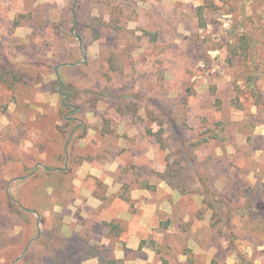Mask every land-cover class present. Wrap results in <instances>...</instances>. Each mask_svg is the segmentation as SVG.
I'll use <instances>...</instances> for the list:
<instances>
[{
    "label": "rangeland",
    "instance_id": "rangeland-1",
    "mask_svg": "<svg viewBox=\"0 0 264 264\" xmlns=\"http://www.w3.org/2000/svg\"><path fill=\"white\" fill-rule=\"evenodd\" d=\"M110 258L264 264V0H0V264Z\"/></svg>",
    "mask_w": 264,
    "mask_h": 264
},
{
    "label": "trees",
    "instance_id": "trees-1",
    "mask_svg": "<svg viewBox=\"0 0 264 264\" xmlns=\"http://www.w3.org/2000/svg\"><path fill=\"white\" fill-rule=\"evenodd\" d=\"M196 16H197V20H198L199 25L201 27L204 26L205 25V18H204V13H203V7L202 6H199L197 8ZM198 141H199L198 143H202L201 141H207V138H204V139H201V140L199 139ZM160 175H161V178L163 180H165L170 186L176 187L175 182H174L175 173L173 172L172 167L170 168V166H167L165 171L163 173H160ZM201 182H202V184L204 183L202 178H201ZM204 193L207 194V192H204ZM6 200H7L6 201V206H7L8 212L14 213V215H16L18 217H21V212L24 209L23 208L24 204L23 205L20 204L16 199L14 200L7 193H6ZM28 207L29 206H26L27 209H29ZM107 226L109 227V231L110 232H114L116 230V228H117L116 225L114 223H112V222H107ZM66 240H67V242H70L71 239L69 237V238L64 239V241H63V238L56 237L55 241H54L55 243H52V244L48 245V247H51L53 249H59L58 247H62L61 253L63 254V259H65V260L68 259L71 254H73L72 250L69 251L66 248H63L64 246H69L67 244ZM36 242H38V240H36ZM91 256H98V253H97L96 249L93 250V253H91ZM119 261H120L119 259L110 258V259L105 261V264H119ZM59 263H60V261L57 260L55 264H59ZM189 264H194V262L192 260H189Z\"/></svg>",
    "mask_w": 264,
    "mask_h": 264
},
{
    "label": "water",
    "instance_id": "water-1",
    "mask_svg": "<svg viewBox=\"0 0 264 264\" xmlns=\"http://www.w3.org/2000/svg\"><path fill=\"white\" fill-rule=\"evenodd\" d=\"M74 3H75V0H74ZM75 24H76V23H75ZM77 39H78V41H80V38H79V37H78ZM77 63H79V62H77ZM65 65H74V63H60V64H58V65H56V66L54 67V71H55L56 77H57L58 82H59L58 93L64 95V98H63L64 100L68 97V94L62 92L63 83L61 82V79H60V77H59V75H58V73H57V69H58L59 67H61V66H65ZM76 110H77V108H73L72 111L75 112ZM66 145H67V142H66V144H65V147H66ZM43 168H44L45 170H47V171H56V170L59 169V168H51V167H48V166H43ZM64 168H65V166H64ZM64 168H63V169H64ZM36 170H37V167L33 170L32 174H33ZM25 177H26V176H23V177H17V178H15L14 180L21 179V178H25ZM28 211H29V210H28ZM38 234H39V232H38ZM26 249H27V247L25 248V250H26ZM19 259H20V256L17 257V258L14 260L13 263H15L16 261H18Z\"/></svg>",
    "mask_w": 264,
    "mask_h": 264
}]
</instances>
